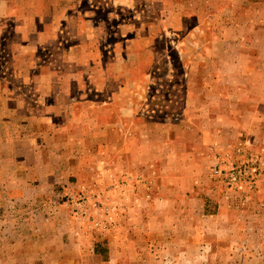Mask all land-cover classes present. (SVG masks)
<instances>
[{
  "label": "rangeland",
  "instance_id": "rangeland-1",
  "mask_svg": "<svg viewBox=\"0 0 264 264\" xmlns=\"http://www.w3.org/2000/svg\"><path fill=\"white\" fill-rule=\"evenodd\" d=\"M233 1L226 22L243 25L249 35L226 47L216 42L225 21L209 16L221 0H168L170 5L158 0H0V108L9 110L0 121V143L7 146L0 148L6 157L0 174L3 181L4 174L14 177L3 184L9 194L0 193V203L9 208L0 227V264H264V100L258 102L264 89L252 78L253 65L263 66L254 62H264V0ZM172 3L182 9L181 29L151 41L144 52L147 66H114L125 58L123 43L133 30L156 22L159 11ZM56 4L59 14L53 20L40 19ZM30 9L37 15L31 26ZM170 23L178 27L180 22ZM86 26L101 31L97 43L104 69L125 77L106 80L102 70L95 74L83 61L76 65L63 57ZM33 28L54 32L28 52L25 33ZM221 60L243 66L222 68ZM197 62L206 67L190 72L188 65ZM233 72L244 81L233 84L231 76L226 84L217 80L218 74ZM203 77L206 83L194 84ZM125 78L138 79L127 85L130 96L110 98ZM128 99L132 125L122 121L121 133L144 135L136 127L148 121L143 138L149 137L151 148L143 149L145 163L126 160L130 147L110 146L108 134L83 132L99 140L85 146L70 139L82 133L68 132L64 125L80 123L83 109L97 108L110 119L113 108L125 113ZM13 107L22 115L14 116ZM205 107L226 114H213V130L199 132L198 145L185 127L174 147L165 144V163L151 160L155 140L161 145L160 132L167 133L161 123L199 121ZM62 109L68 113L61 115ZM51 110L58 126L45 136L55 140L44 138L40 126V138L30 136V129L26 140H15L18 122L44 121ZM10 135L13 140L7 139ZM17 144L23 149L16 150ZM60 154L69 161L62 165L50 156V162L38 164L39 156L47 162L49 155ZM69 155H84L85 163L70 161ZM14 194L13 201L22 204L18 209L6 202Z\"/></svg>",
  "mask_w": 264,
  "mask_h": 264
},
{
  "label": "crops",
  "instance_id": "crops-1",
  "mask_svg": "<svg viewBox=\"0 0 264 264\" xmlns=\"http://www.w3.org/2000/svg\"><path fill=\"white\" fill-rule=\"evenodd\" d=\"M50 2L52 0H49ZM55 1V0H54ZM61 2H63L64 0H60ZM158 1H162L163 0H158ZM232 1V0H231ZM240 0H234L233 2H238L239 3ZM243 1V0H242ZM245 1V0H244ZM175 3V2H174ZM172 3V5H174V7L170 6L167 7L166 9H163L159 11L157 17H156V22L152 23H148L146 25H143L137 29H134V34L133 36H131L130 38H126L125 42L123 43L125 50L127 52V54H125V58H123L122 60H117L114 63V66L119 65L118 63H124V65H119V68H124V67H130L131 64L133 62H135V67H140L143 68L144 66L146 67L148 64V58L146 59V55L144 52L148 51V46L150 45L151 41L153 39H155V37L158 36H162V35H168V34H176L177 32L175 30H180L181 29V25H182V17L180 15V12L182 9L178 8L176 4ZM163 4H169L168 0L164 1ZM58 4H56V6H52V8L50 9V13L49 15H45L42 16V18L44 21L50 20L53 18H55V16H57L59 14V8L57 6ZM226 5V6H223ZM215 8L210 11L209 16H217L219 15L218 19L221 20V22L223 23V21H225V25H222V27H220V31H218L216 37L219 35V38H216V42L220 43L221 46H228V43H232V42H243L244 41V37L249 35L247 34V28L245 29V27H243V25H229L226 21H228V19H226V16L229 14V8H227L229 6V0L223 1L221 0V2H217L215 3ZM233 11V10H232ZM208 16V17H209ZM70 16H68L69 18ZM178 17V19H177ZM207 18V16L205 17ZM30 22V24L28 23L29 26H31V22L33 20H37V15L35 13L34 10L29 12L28 18H27ZM177 21L180 22L178 27H172V24L170 23V21ZM46 28V27H44ZM50 29V28H49ZM36 28L30 29L28 31V33H25L26 35L28 34V52H34L39 45V38H42L43 41H47L48 39H52V34H53V30L50 33H46L47 29L43 31H40L41 33L35 32ZM260 32H264V27L262 29H260ZM131 31V32H133ZM247 34V35H246ZM101 35V31L99 29L95 30V27L92 28H88L87 26L84 27L83 31L80 32L78 34V40L73 43L71 46H69L67 49L64 50V55L63 57H70V59L74 62V64L76 65H81V62L83 61L82 66L87 65L91 70L92 73L95 72V74H98V72L100 70H102L103 72L106 73L107 76H102V78L106 79V80H118L119 78H123L125 77L124 74L120 73H115L114 76H112L113 74L111 73L110 69H104V67L102 66V57H101V51L100 48L98 47V40L99 37ZM242 40V41H241ZM38 44V45H37ZM205 64L208 63V61H204ZM263 66L260 67V69L258 67H256L255 65H253V69L252 72L253 76L252 78H254V80L257 82V85L260 86V88L264 89V62L262 61H255L254 64L259 63ZM200 65L197 62L194 67L192 66V63L190 65H188L189 71L192 72V68H196V71H198V69L201 67H206V65ZM221 66L222 68H231L234 67L236 69H239L240 67H242V63H236L234 64V62L228 60V61H223L221 60ZM125 71V69L123 70ZM128 72L130 71H126V73L128 74ZM235 72V71H234ZM233 74H229V76H223L221 77L220 74L217 75V80L220 79L222 83H228V79L231 76L233 81V84H240L242 81H244L245 78H241L238 75H234ZM225 74V73H223ZM248 77V76H247ZM222 78V79H221ZM67 79V78H66ZM69 79V78H68ZM205 80V81H203ZM44 81L46 82V79H44ZM62 81V80H61ZM138 81L137 78H125L124 81L120 82V84H123L122 87L119 88V90L117 91V89L114 90V92H112L110 94V98L113 97L117 98V95L120 96H126L129 97L130 93L127 94V85L128 84H133L136 83ZM206 78H199L196 80H194V84L197 83H206ZM240 82V83H239ZM261 82V83H260ZM260 83V84H259ZM205 89V88H202ZM238 86H237V90H238ZM243 89V88H242ZM118 92V93H117ZM257 92H261V90H258ZM261 92L260 95H262ZM64 96H68L69 93H62ZM122 94V95H121ZM61 95V94H60ZM121 97H119L120 99ZM191 98V96H189V99ZM205 98V97H204ZM127 99V98H126ZM193 98H191L189 101H192ZM205 100H207V98H205ZM264 99L262 97H259L258 102L263 101ZM131 100L128 99V101H126L125 103V113L123 114L122 111L120 113V111H117L116 109H112L109 114H113L112 118L110 119H106V116L104 115V112H101L100 110H98L97 108H85L83 109V111L80 112V123H75V127H71V123H68L65 126V128L68 126L69 130L68 132H71V128L73 131H79L82 134L80 135L78 133V135H69L70 139L72 141H74L75 139L77 140L76 143H79L82 146L85 145H90V144H98L99 140H98V136L97 135H92L90 137V135L88 137H83L84 133H90V132H94V133H102L105 135H109V145L112 147H121V146H125L126 148L129 146L130 149H126V152H130L131 150V154L129 155L128 153L125 155L126 160H129V158H131V162H134V165L136 164H143L145 163V157H144V147L146 145V148L148 147L151 148L149 146V141L148 140L149 137H147L146 139L143 138V136H146V132H148V124L147 123L148 119L146 120L147 122H142L140 124H138V126L136 127L139 128L138 130L140 131V133H144L139 135L138 137H134V135H122V130H123V124L122 121L124 122L125 125L129 126L131 128L132 123H130L131 118H132V104L130 103ZM263 104V102H262ZM130 105V106H129ZM204 105H209V104H204ZM261 108H263L264 105H260ZM218 107H205V108H201L202 110H204L203 112H201V115L199 116H204V119H200L199 121L196 120L194 122L189 121L186 122L182 125L183 123V119L179 120V122H175V123H161L162 127L164 130H167V133L165 131H161V145H159L156 141V150L155 151H149L148 153H152V159L151 160H160V163L163 164L165 163V144L167 145H171L174 147L175 143L179 140V133L180 131H182V128H189L192 130V132L194 133V135L196 136V138H194L193 142L194 145H198L200 143V139L198 133L199 132H203L204 130H213L211 129L212 127V118H213V114L215 115H225V111H223V109L221 108L220 112H216L213 110H216ZM22 109H17V107H13L12 109V113L14 112V116H19L22 115L21 111ZM260 110H264V109H260ZM5 111L7 113H9L8 108H0V121L5 122L4 121V113ZM23 111V110H22ZM69 111H72L71 109ZM114 112V113H113ZM2 113V114H1ZM11 113V114H12ZM51 115H46V118L44 121H34L33 118L26 120V121H20L18 122L17 126H16V134L18 135L17 138H15V140H19L17 142H20L22 140V136L24 137V140H26L29 137V131L31 129V134L30 136H34L36 138H40L38 137V126L42 127L43 129H45L44 131L42 130V134H44V138L46 139H52L55 140V137H49V136H45L47 133L53 132L52 130H50V128L52 129H56L58 124L55 123L53 121V114L54 111L51 110ZM63 113H68L65 112L63 109L61 111V115H63ZM260 113H263V111L261 112H244L242 113L243 116L245 115H249V114H258L261 115ZM6 114V113H5ZM100 114V115H99ZM239 114V111H238ZM101 115L104 117H101ZM124 116L126 117L124 120H121L120 118H118V116ZM187 115V114H186ZM129 117V118H128ZM83 118H85V120H83ZM98 118V119H97ZM191 120L190 118L187 119ZM249 121V119H248ZM43 122V123H42ZM241 125L242 123L239 122ZM185 130V129H184ZM133 132V129L132 131ZM54 134V132H53ZM103 136V135H101ZM14 136L10 135V137L8 136L7 139L9 140H13ZM64 139V138H63ZM65 140V139H64ZM146 142L148 143V145L146 144ZM188 147L191 146V141H188ZM141 145V146H140ZM2 146H6V144H1L0 143V148ZM18 146V144L16 145V147ZM7 147V146H6ZM25 148V147H24ZM23 149L22 146H18V148H16V150H21ZM147 152V150H146ZM62 154V153H61ZM57 155V156H52L49 155L50 160L49 161H44L42 156H39L38 158V164L39 163H44L47 164L48 162H50L52 159L51 157L58 159L59 161L57 163L62 164L65 162H68L69 159H65L64 156L65 155ZM168 154V153H167ZM178 154L176 153V156ZM51 156V157H50ZM33 157L34 155L30 156L29 158L31 159V162H33ZM5 154L4 151L0 150V164L5 163L6 159H5ZM69 158H73L70 159V161L74 160V159H80V161H82V163H85V159H84V155L83 158L81 157H76V156H71L69 155ZM117 159V156H116ZM149 160V161H151ZM173 166L175 162H172ZM177 166V163H176ZM16 176V175H15ZM4 177H6L3 181L2 179V175L0 174V193L3 194H9V190L6 186H3L4 182L6 181H10L12 177V175L10 174H4ZM20 178V176H19ZM195 181V177L192 175V188H193V182ZM30 188L34 189V186L29 185ZM19 192V191H17ZM19 196H21V193H18ZM15 194L8 196L9 200H6V202H11L12 204H10V206H16L17 205V209L22 205L19 203H16L15 201H13ZM11 197V198H10ZM4 200V198H0V202H2ZM23 210L25 209V205L22 206ZM30 209V208H29ZM6 210H9V208H6L5 203H0V227L4 226V219L2 218L3 213H5ZM15 220V219H14ZM16 222H18V220L16 219ZM19 223V222H18ZM1 234H4L3 232H1ZM12 258H18L17 254H14L11 256ZM10 257V258H11ZM1 258V255H0ZM11 258V259H12Z\"/></svg>",
  "mask_w": 264,
  "mask_h": 264
},
{
  "label": "built area",
  "instance_id": "built-area-1",
  "mask_svg": "<svg viewBox=\"0 0 264 264\" xmlns=\"http://www.w3.org/2000/svg\"><path fill=\"white\" fill-rule=\"evenodd\" d=\"M219 172H220L219 169H214V170H213V173H214V174H219ZM232 174H233L232 172H231V174H229V178H230V179H231V177H232Z\"/></svg>",
  "mask_w": 264,
  "mask_h": 264
}]
</instances>
